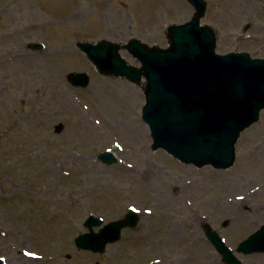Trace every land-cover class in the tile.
Here are the masks:
<instances>
[{"label": "rangeland", "instance_id": "374dc122", "mask_svg": "<svg viewBox=\"0 0 264 264\" xmlns=\"http://www.w3.org/2000/svg\"><path fill=\"white\" fill-rule=\"evenodd\" d=\"M206 1L201 24L214 29L218 53L246 51L264 58V0ZM194 13L187 0H0V258L6 264H226L205 226L218 232L242 264H264V253L236 252L264 225V195L258 198L261 207L251 201L241 209L243 215L229 204L255 187L250 163L264 175V110L241 135L232 168L186 165L152 149L150 128L141 116L144 86L100 75L77 47V42L110 40L119 43L128 64L139 67L124 45L136 38L167 48L168 26L184 24ZM39 16L44 24L27 25ZM28 27L34 32L23 37ZM32 43L43 47L32 49ZM14 49L30 54L38 64L33 67L37 77L23 79V71L16 70L23 68L5 57ZM50 60L58 74L49 72ZM71 71L88 74L90 85L72 86ZM131 100L138 105L133 116ZM119 102L122 108L116 110ZM95 108L101 118L92 114ZM59 124L64 129L57 133ZM104 152L116 163L102 164L98 155ZM203 171H212L215 179L204 178ZM234 180L242 186L232 188ZM190 187L192 193L185 190ZM170 197L186 208L184 219L192 225L176 241L162 237L166 216L153 206ZM219 197L227 198L233 213L223 209V202L218 205ZM130 209L139 213L138 226L124 229L121 240L104 253L76 247L75 238L88 232L84 222L90 215L105 225ZM146 233L156 239H145Z\"/></svg>", "mask_w": 264, "mask_h": 264}, {"label": "water", "instance_id": "95a60500", "mask_svg": "<svg viewBox=\"0 0 264 264\" xmlns=\"http://www.w3.org/2000/svg\"><path fill=\"white\" fill-rule=\"evenodd\" d=\"M195 9L193 19L183 25L168 28L170 47H149L133 39L126 49L137 58L141 68L129 66L120 57V46L109 41L97 45L78 43L105 76L124 77L132 83L147 80L146 105L143 120L150 126L153 149L163 148L186 164L198 167L213 165L228 169L236 159L235 144L246 128L257 122L264 109V60L249 54H216V36L212 28L200 25L206 14L205 0H188ZM42 46L32 44L37 49ZM75 87H87V74L70 73ZM63 125L56 132L63 130ZM105 164H114L110 154H101ZM139 217L130 212L124 220L112 222L100 229L102 221L89 217L85 226L90 233L76 239L79 248L103 253L110 243L119 241L122 230L135 228ZM204 231L227 264H241L226 247L218 233ZM238 252H264V226L242 242ZM0 264L3 262L0 260Z\"/></svg>", "mask_w": 264, "mask_h": 264}, {"label": "bare ground", "instance_id": "6f19581e", "mask_svg": "<svg viewBox=\"0 0 264 264\" xmlns=\"http://www.w3.org/2000/svg\"><path fill=\"white\" fill-rule=\"evenodd\" d=\"M144 15L147 16V17L149 16V14H144ZM120 17L122 19H126V14L123 13L122 15H120ZM33 19L35 21L34 20H30L29 22H27L28 26H30L32 23H36L38 25H41V24H44L46 22V20H45V18L43 16H39L37 18L35 17ZM28 28L30 30L27 29L25 34H22L23 37H26L27 34H29L30 32L33 31L30 27H28ZM14 36H15V34L9 33V38H12ZM5 57L9 58L10 60H12L14 62H16L17 64H19L23 68V69H21L20 67H17V69H16V70H22L23 71V74H24L23 75V79H27L28 77H33V75L35 77H37V73L35 72L36 70L33 67H35V66L38 67V64L35 62L37 64L36 65L34 63V61H31V57H30V54L28 52L17 51L16 49L8 50L7 51V55ZM47 66L49 67V72L51 74H58L59 73V72L56 73V71H54L55 67H54V65H53L51 60L49 62H47ZM56 70H57V68H56ZM142 85L145 86L146 82L144 81L142 83ZM115 108H116V110L121 109L122 108V102L117 103ZM137 108H138V105L133 103V101L131 100V103L129 105V114L131 116H133L135 114V111L137 110ZM91 110H92V114L95 113V114L98 115L97 118H101L103 116L102 113L97 111L96 108H95V110L94 109H91ZM117 120L119 121V119H117ZM101 122L103 123V120H101ZM142 128L143 127L140 126V127H138L137 130H140ZM121 132L125 133L123 131H121ZM116 135L117 136H115V137L117 139L121 138L118 133ZM136 152H138L139 156L142 157V151L136 150ZM249 167H250V169H252L251 172L254 173V175L256 177V179H255V183L256 184H255V187L250 189V192L245 193V194H241V195L238 194L240 196H238L237 198L233 199L232 202L229 203V204H233V206L235 208L234 210L237 211V212L235 211L237 213V215L238 214L239 215H243L244 212L241 209H243L245 206H247L251 201H253L254 203L257 201V203H255V206H254L256 208L262 206L261 203H258V198L262 197L264 195V184H263V181H264L263 180L264 179L263 176L264 175L262 173V169L257 168V167L255 168V164L250 163ZM155 176H156L157 179L161 178L160 177L161 174L156 173ZM203 176L206 179H212V178L215 179V177H216L213 174L212 171H210V172L203 171ZM232 183H233L232 184L233 185L232 188H235V187L239 188L240 185L242 186V182L241 181L234 180ZM227 186H229V185H227ZM202 189H203V187H202ZM185 190H187L188 192L192 193L191 191H193V188L190 187V189L186 188ZM226 199H227L226 197H223V198L219 197L217 203H218V205H220L223 202V209L226 210L227 212L230 211L231 213H233V210H231V208L227 204L229 201H227ZM153 206L157 207V208H161L162 207L163 208V214H165V216H166V220L167 221H165L164 226L162 228V229H164L163 234H162V237L164 239H167V238H173L174 239L175 238L174 241H176L178 239V237H180V236L183 237V234H182L183 230H185V229L189 230V229L192 228V225L190 223H188L189 220L185 221V219H184L185 216H187V213L185 212L186 208H184L182 206H179L178 201L174 197L167 198V199L163 200V202H160V203H155ZM209 210H206V211H209ZM234 219L238 220L239 217L236 218V216H234ZM144 238L145 239H150V240H155L156 236L153 235V233H150V234L146 233L144 235ZM190 239H194V237H192ZM194 241H195V239H194ZM193 242H191V243H193ZM197 247H199V246H197ZM20 259H21L22 262L26 261L25 258L21 257ZM180 259L183 260V258H181V257H180ZM203 260L207 261L208 258H203ZM31 261H33V260H31ZM4 263L6 264V262H4ZM19 264H22V263H19Z\"/></svg>", "mask_w": 264, "mask_h": 264}]
</instances>
